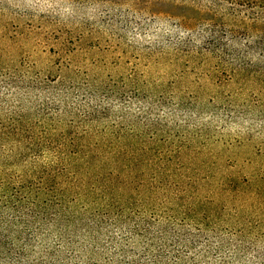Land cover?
I'll return each mask as SVG.
<instances>
[{
    "label": "rangeland",
    "instance_id": "374dc122",
    "mask_svg": "<svg viewBox=\"0 0 264 264\" xmlns=\"http://www.w3.org/2000/svg\"><path fill=\"white\" fill-rule=\"evenodd\" d=\"M0 264H264V0H0Z\"/></svg>",
    "mask_w": 264,
    "mask_h": 264
}]
</instances>
